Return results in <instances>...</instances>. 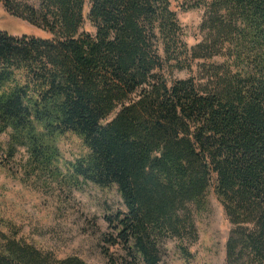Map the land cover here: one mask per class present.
<instances>
[{
  "label": "trees",
  "instance_id": "obj_1",
  "mask_svg": "<svg viewBox=\"0 0 264 264\" xmlns=\"http://www.w3.org/2000/svg\"><path fill=\"white\" fill-rule=\"evenodd\" d=\"M21 2L0 0L49 37L0 31L11 156L23 148L48 174L58 139L79 137L87 154L69 165L72 182L116 189L124 210L108 224L136 264H160L152 236L193 233L212 193L232 227L227 264H264V0ZM175 8L204 9L202 42H183ZM216 57L229 63L175 78ZM4 238L0 264H85Z\"/></svg>",
  "mask_w": 264,
  "mask_h": 264
},
{
  "label": "rangeland",
  "instance_id": "obj_2",
  "mask_svg": "<svg viewBox=\"0 0 264 264\" xmlns=\"http://www.w3.org/2000/svg\"><path fill=\"white\" fill-rule=\"evenodd\" d=\"M21 3L36 9L41 5L40 0ZM175 10L183 28V42L189 48L202 42L204 9ZM1 30L13 36L49 37L27 22L11 18L0 3ZM228 63L226 57L193 61L190 71L176 72L175 78L198 79L202 64ZM9 134L0 135V242L7 236L16 238L57 262L75 258L85 264H136L132 257L134 243L126 248L108 224L109 215L124 210L116 189L72 182L69 165L87 154L81 139L73 134L58 139L61 163L47 174L33 170L25 149L19 148L11 156ZM193 214V233L152 236L160 264H227V240L232 227L218 199L210 194L206 210Z\"/></svg>",
  "mask_w": 264,
  "mask_h": 264
}]
</instances>
